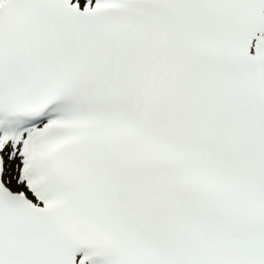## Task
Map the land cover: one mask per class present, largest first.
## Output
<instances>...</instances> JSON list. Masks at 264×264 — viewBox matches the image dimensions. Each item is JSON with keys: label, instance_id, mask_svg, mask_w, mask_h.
Returning a JSON list of instances; mask_svg holds the SVG:
<instances>
[{"label": "snow or ice", "instance_id": "6c2138e0", "mask_svg": "<svg viewBox=\"0 0 264 264\" xmlns=\"http://www.w3.org/2000/svg\"><path fill=\"white\" fill-rule=\"evenodd\" d=\"M0 264H264V0H0Z\"/></svg>", "mask_w": 264, "mask_h": 264}]
</instances>
